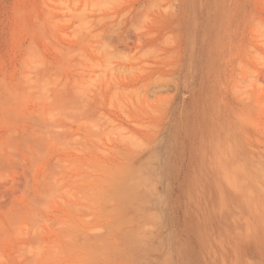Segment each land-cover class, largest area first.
<instances>
[{
  "label": "rangeland",
  "instance_id": "1",
  "mask_svg": "<svg viewBox=\"0 0 264 264\" xmlns=\"http://www.w3.org/2000/svg\"><path fill=\"white\" fill-rule=\"evenodd\" d=\"M0 264H264V0H0Z\"/></svg>",
  "mask_w": 264,
  "mask_h": 264
}]
</instances>
